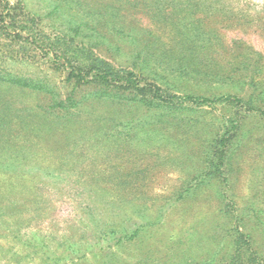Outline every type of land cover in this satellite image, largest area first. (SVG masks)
<instances>
[{"label":"rangeland","instance_id":"374dc122","mask_svg":"<svg viewBox=\"0 0 264 264\" xmlns=\"http://www.w3.org/2000/svg\"><path fill=\"white\" fill-rule=\"evenodd\" d=\"M0 264H264V0H0Z\"/></svg>","mask_w":264,"mask_h":264},{"label":"trees","instance_id":"16d2710c","mask_svg":"<svg viewBox=\"0 0 264 264\" xmlns=\"http://www.w3.org/2000/svg\"><path fill=\"white\" fill-rule=\"evenodd\" d=\"M58 52H60L59 58L63 60L61 65L66 68V70H68L70 78L74 77L85 82H99L103 83L104 85L117 88H131L136 91L148 90L152 92L156 97L164 101H171L173 99L181 100L188 98L200 104L213 103V100L207 98H196L192 96L181 97L169 94H167L166 96L159 86L150 82L144 83L132 70H128L120 66L118 67L113 63H110L109 61L103 60L101 58H97L94 56L88 57L86 54L83 55V53L77 51H74V55H70L68 51H63V53L62 51ZM78 55H81V57L78 58V60H81H79L80 63L76 64L75 62L77 61V59L74 57H79ZM237 100L240 101V99ZM227 141V135L222 137V139L220 140L221 144H223L224 146L226 145ZM220 157L222 158V156Z\"/></svg>","mask_w":264,"mask_h":264}]
</instances>
